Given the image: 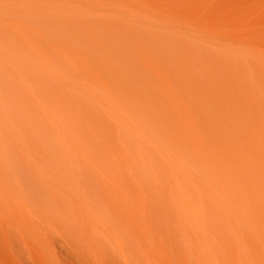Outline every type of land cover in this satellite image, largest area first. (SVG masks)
I'll list each match as a JSON object with an SVG mask.
<instances>
[{
    "label": "bare ground",
    "instance_id": "6f19581e",
    "mask_svg": "<svg viewBox=\"0 0 264 264\" xmlns=\"http://www.w3.org/2000/svg\"><path fill=\"white\" fill-rule=\"evenodd\" d=\"M63 250L264 264V0H0V254Z\"/></svg>",
    "mask_w": 264,
    "mask_h": 264
},
{
    "label": "rangeland",
    "instance_id": "374dc122",
    "mask_svg": "<svg viewBox=\"0 0 264 264\" xmlns=\"http://www.w3.org/2000/svg\"><path fill=\"white\" fill-rule=\"evenodd\" d=\"M40 191H41L40 189H34L36 200L39 197ZM42 200H43V207H44L43 208V212L44 213H49L50 209L54 208L50 204V202L52 201V198H51L50 194L47 192V194L43 195ZM53 253L55 254V257H57L62 264H65V263L69 262L68 261V253L65 250H63V253H55V252H53ZM87 253L90 254L89 251ZM77 258H78L77 255L71 256V259L73 260L74 264H81V262ZM0 264H13V263L4 254H0Z\"/></svg>",
    "mask_w": 264,
    "mask_h": 264
}]
</instances>
